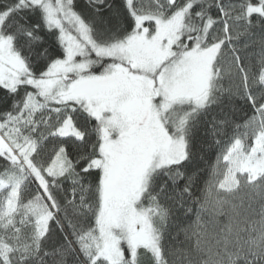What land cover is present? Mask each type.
Masks as SVG:
<instances>
[{"label":"snow or ice","instance_id":"snow-or-ice-1","mask_svg":"<svg viewBox=\"0 0 264 264\" xmlns=\"http://www.w3.org/2000/svg\"><path fill=\"white\" fill-rule=\"evenodd\" d=\"M0 264H264V0H0Z\"/></svg>","mask_w":264,"mask_h":264}]
</instances>
